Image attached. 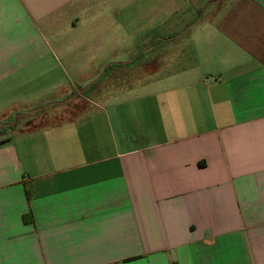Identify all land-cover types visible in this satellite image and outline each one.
<instances>
[{
	"label": "crops",
	"instance_id": "1",
	"mask_svg": "<svg viewBox=\"0 0 264 264\" xmlns=\"http://www.w3.org/2000/svg\"><path fill=\"white\" fill-rule=\"evenodd\" d=\"M0 264H264V0H0Z\"/></svg>",
	"mask_w": 264,
	"mask_h": 264
},
{
	"label": "rangeland",
	"instance_id": "2",
	"mask_svg": "<svg viewBox=\"0 0 264 264\" xmlns=\"http://www.w3.org/2000/svg\"><path fill=\"white\" fill-rule=\"evenodd\" d=\"M145 30H146V28H144V32L143 33H146L147 32ZM150 32L151 31H149L147 33H150ZM131 82H132V80H128V83H131ZM112 98L114 100L113 102H119L118 100H120V97L115 96V95H112ZM34 115H35L34 113L31 114V116H34ZM88 115H89V112L88 111L81 112V117H87ZM15 116H16V114L13 115V117L11 118L10 121H13L15 119ZM56 134H57L56 133V129H52V130H48L47 129V131H45L44 134H43L44 138H46L44 140H46V141H50L51 139L53 140L55 138Z\"/></svg>",
	"mask_w": 264,
	"mask_h": 264
}]
</instances>
